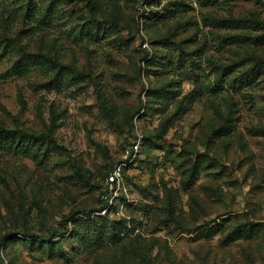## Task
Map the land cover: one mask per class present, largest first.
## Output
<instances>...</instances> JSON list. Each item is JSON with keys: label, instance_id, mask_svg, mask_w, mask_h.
<instances>
[{"label": "rangeland", "instance_id": "rangeland-1", "mask_svg": "<svg viewBox=\"0 0 264 264\" xmlns=\"http://www.w3.org/2000/svg\"><path fill=\"white\" fill-rule=\"evenodd\" d=\"M31 1L0 125L47 139L0 138V264H264V0Z\"/></svg>", "mask_w": 264, "mask_h": 264}, {"label": "trees", "instance_id": "trees-1", "mask_svg": "<svg viewBox=\"0 0 264 264\" xmlns=\"http://www.w3.org/2000/svg\"><path fill=\"white\" fill-rule=\"evenodd\" d=\"M32 2H33V0L29 3L30 4V8H29L30 9V11H29L30 17L33 14H35V12L32 11V9H33ZM232 22L233 23H244V24H247V22H249V20L246 19V18H240V19L232 20ZM257 41H259V40H257ZM260 46H264V44H261ZM261 49H263V47L262 48L260 47L258 52L255 51L256 54L254 55V59H253L255 64H257L258 66L259 65L260 66H264V53H263L264 50L260 51ZM3 137H10L12 139H17V140H19V142L20 141L23 142L25 147H26L27 143L43 144V142L47 139V135H45V134L33 135V134H30V133H27V132H19V131L9 130L4 125H0V138H3ZM24 145H18L17 148L20 147V146H24ZM18 150H19V148H18ZM45 151L47 152V150H45ZM124 175H125V173H124ZM108 205H109V201L106 200L105 203L101 206V208L99 210H96V212L102 213L103 211L108 209V207H109ZM109 210H110V207H109ZM85 213L87 215H90V213H87V212H85ZM99 219L106 220V222H107L108 217L100 216ZM131 220L133 221V218ZM121 222H124V219H122ZM109 224H110V229L113 231V233H117V229H116V226H115V224H117V221H114L113 223H109ZM55 237H57V236H55ZM116 240H118V239H116ZM115 243H118V242L115 241Z\"/></svg>", "mask_w": 264, "mask_h": 264}, {"label": "built area", "instance_id": "built-area-1", "mask_svg": "<svg viewBox=\"0 0 264 264\" xmlns=\"http://www.w3.org/2000/svg\"><path fill=\"white\" fill-rule=\"evenodd\" d=\"M139 148H140L139 142L135 143L134 146L132 147L131 152H130L131 155L135 156V154H137L139 152ZM125 166H126V164L116 165L113 167L111 172L108 174L107 184L110 187L111 192L113 190L117 192L118 189L120 188L121 182L123 180L124 167ZM105 197H106V200L109 201V193H107ZM108 210H109V207L107 210L103 211L102 214H105Z\"/></svg>", "mask_w": 264, "mask_h": 264}]
</instances>
